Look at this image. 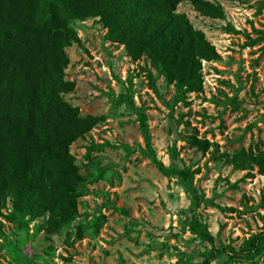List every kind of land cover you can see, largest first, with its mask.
<instances>
[{"label":"rangeland","instance_id":"1","mask_svg":"<svg viewBox=\"0 0 264 264\" xmlns=\"http://www.w3.org/2000/svg\"><path fill=\"white\" fill-rule=\"evenodd\" d=\"M207 1L222 15L189 0L175 8L217 53L200 60L201 89L183 94L147 55L132 59L110 39L98 16L71 21L79 41L65 46L64 78L75 84L61 95L80 115L102 117L69 145L86 190L57 232L37 231L42 217L18 230L0 216V264H196L213 252L210 264H264V249L245 252L264 232V174L219 156L264 150V0ZM192 133L207 149L189 144Z\"/></svg>","mask_w":264,"mask_h":264},{"label":"trees","instance_id":"2","mask_svg":"<svg viewBox=\"0 0 264 264\" xmlns=\"http://www.w3.org/2000/svg\"><path fill=\"white\" fill-rule=\"evenodd\" d=\"M180 1L0 0V216L18 230L42 217L37 231H60L86 190V176L75 165L69 145L102 117L80 115L61 95L75 84L64 78L69 61L65 46L79 41L71 21L98 16L110 39L123 43L132 59L147 55L174 83L176 93L183 94L201 89L200 60L214 59L217 53L202 31L175 12ZM189 1L204 14L223 13L219 4ZM137 118L149 143L145 113L138 111ZM186 138L198 149L210 144L194 133ZM219 156L236 168L254 163L264 174V150L239 149ZM7 202L10 208L3 212ZM192 230L212 242V235L199 224ZM247 247L245 252L264 249V232L253 235ZM230 249V258L241 257ZM217 254L196 264H210Z\"/></svg>","mask_w":264,"mask_h":264}]
</instances>
